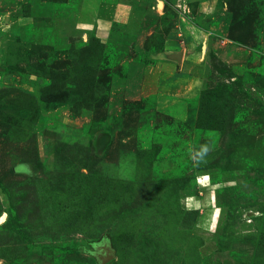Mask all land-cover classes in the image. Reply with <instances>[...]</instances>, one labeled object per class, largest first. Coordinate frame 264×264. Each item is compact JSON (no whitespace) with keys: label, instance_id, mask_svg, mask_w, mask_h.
<instances>
[{"label":"rangeland","instance_id":"374dc122","mask_svg":"<svg viewBox=\"0 0 264 264\" xmlns=\"http://www.w3.org/2000/svg\"><path fill=\"white\" fill-rule=\"evenodd\" d=\"M0 264H264V0H0Z\"/></svg>","mask_w":264,"mask_h":264},{"label":"crops","instance_id":"0c3cea01","mask_svg":"<svg viewBox=\"0 0 264 264\" xmlns=\"http://www.w3.org/2000/svg\"><path fill=\"white\" fill-rule=\"evenodd\" d=\"M181 27L183 26L181 25ZM181 31L182 29L174 28L171 34L172 35L175 34L180 37ZM188 35L190 34L188 33ZM206 37L207 35L205 31H202L199 29H193L191 35L188 37V39L190 38V40L187 42V46L186 47L181 46L178 50L176 49L177 51L180 50L182 53L181 62H178V61L174 62V61H170V60H166L165 58H162V61L158 62L156 66H153L150 69H146L144 78L142 79L143 81L142 89H144L145 91H147L148 89H151L149 93L155 92L158 96V100L162 101L163 96L160 94L161 88L167 82L166 80H168L169 78L175 77L174 79L177 80L176 85H174L175 89L173 90H179V88L183 86L181 84H183L182 82L185 77H187L186 78L187 83L188 82H191V84L198 83L199 80L198 78H196L197 75L191 74V72L195 70L197 67H203L204 63L203 61H201V57H200L202 53H200V51L197 50V47L201 46L202 41L205 42ZM165 46L166 47H165L163 56H167V54L169 53V48H171V46L169 47V41L166 40ZM206 46H207V43H206ZM163 66L171 67L170 68L171 76L169 78L165 74V72L164 74H161L160 76L157 77L158 72H160V70L163 69ZM157 68H159L158 72L156 71ZM194 79H196L197 81L195 82ZM167 84L168 83H166V85ZM166 98H171V97L170 95H166Z\"/></svg>","mask_w":264,"mask_h":264},{"label":"water","instance_id":"95a60500","mask_svg":"<svg viewBox=\"0 0 264 264\" xmlns=\"http://www.w3.org/2000/svg\"><path fill=\"white\" fill-rule=\"evenodd\" d=\"M181 55H182L181 52L176 53V54L173 55V58H174V59H177L178 61H180V60H181ZM111 257H112V255H108V257L105 258L104 261H107V260L110 259Z\"/></svg>","mask_w":264,"mask_h":264},{"label":"clouds","instance_id":"9594fccd","mask_svg":"<svg viewBox=\"0 0 264 264\" xmlns=\"http://www.w3.org/2000/svg\"><path fill=\"white\" fill-rule=\"evenodd\" d=\"M204 150L207 151V148H205Z\"/></svg>","mask_w":264,"mask_h":264}]
</instances>
